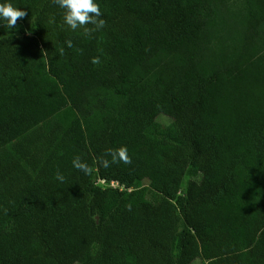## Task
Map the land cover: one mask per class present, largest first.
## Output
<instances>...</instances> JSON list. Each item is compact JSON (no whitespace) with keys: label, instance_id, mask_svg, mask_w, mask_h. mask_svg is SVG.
<instances>
[{"label":"trees","instance_id":"16d2710c","mask_svg":"<svg viewBox=\"0 0 264 264\" xmlns=\"http://www.w3.org/2000/svg\"><path fill=\"white\" fill-rule=\"evenodd\" d=\"M8 2L0 264H264V0H94L105 26L75 31L53 0Z\"/></svg>","mask_w":264,"mask_h":264},{"label":"clouds","instance_id":"9594fccd","mask_svg":"<svg viewBox=\"0 0 264 264\" xmlns=\"http://www.w3.org/2000/svg\"><path fill=\"white\" fill-rule=\"evenodd\" d=\"M53 2L61 9H64V24L71 30L75 31L78 28H83L85 25H93L96 29H101L105 26V21L102 19V12L94 0H53ZM27 15L26 11L19 7H14L8 0H0V26L7 29H15L18 27L17 21L22 20ZM85 31L89 29L85 28ZM67 47L71 48V41H66ZM94 63L98 60H94ZM106 155L111 156V160L101 159L99 164L107 169L112 164L122 162L130 164L131 159L127 155L126 148H119L115 151L109 150ZM72 166L84 172L90 173L88 165L81 161L79 157H75L72 161ZM63 179V177H59Z\"/></svg>","mask_w":264,"mask_h":264},{"label":"rangeland","instance_id":"374dc122","mask_svg":"<svg viewBox=\"0 0 264 264\" xmlns=\"http://www.w3.org/2000/svg\"><path fill=\"white\" fill-rule=\"evenodd\" d=\"M25 23H23V26ZM28 35H31L30 32L27 33ZM74 117V113L70 108L64 109L61 114L53 119L54 123L58 126L59 131L63 130V126H66L70 120ZM56 126V127H57ZM156 130L161 133L162 135L166 136L167 138H174L175 136V131L173 127V122L172 120L166 116V115H159L156 119ZM199 179V178H197ZM97 185H99L102 188H111V189H123L122 186H119L117 183L112 182V183H105L101 180H97ZM141 187H146L147 188V198L151 201H156L157 200V195L156 193L148 188V184L142 183L140 185ZM193 264H205L202 260H196Z\"/></svg>","mask_w":264,"mask_h":264}]
</instances>
